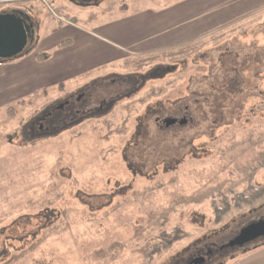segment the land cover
<instances>
[{
  "label": "rangeland",
  "instance_id": "rangeland-1",
  "mask_svg": "<svg viewBox=\"0 0 264 264\" xmlns=\"http://www.w3.org/2000/svg\"><path fill=\"white\" fill-rule=\"evenodd\" d=\"M181 1L2 7L27 12L36 49L63 35L59 15L93 29ZM96 62L62 91H20L24 66L0 77V264H264V237L227 247L264 219V8L188 45Z\"/></svg>",
  "mask_w": 264,
  "mask_h": 264
},
{
  "label": "crops",
  "instance_id": "crops-1",
  "mask_svg": "<svg viewBox=\"0 0 264 264\" xmlns=\"http://www.w3.org/2000/svg\"><path fill=\"white\" fill-rule=\"evenodd\" d=\"M32 1L0 0V15L9 13L2 7L3 5L12 6L13 3L23 4ZM180 3L167 11L168 13L160 14L146 8L140 9L130 19L128 17L121 21L122 23L119 20L116 25L106 24L93 29L82 28L73 18L56 16L61 24L58 31H63V35L57 40H48L49 37L41 42L37 40V48L34 49L36 47L34 45V51L20 57L13 65H0V77L11 74L17 76L19 71L15 72V68L24 66V69H28L32 75L28 73V80L23 85H18L20 91L25 88L39 91L47 86H55L62 91L63 82L68 84L74 82L77 76L84 73L85 66L95 68L100 65L96 62L100 55L104 57L107 54V57L112 59L130 55L140 57L175 49L264 8V0H182ZM107 4L106 1L100 3L97 9L104 11ZM119 7L126 9L124 4H120ZM12 10L27 16L25 11ZM146 13L148 15H145ZM203 19L208 20L204 22ZM53 31L55 32L56 29ZM46 47H56L59 50L55 57L50 56L43 62L37 61L36 57L42 55L41 50ZM73 47L75 49L72 50ZM94 62L96 65H90ZM17 77L19 78V75Z\"/></svg>",
  "mask_w": 264,
  "mask_h": 264
},
{
  "label": "water",
  "instance_id": "water-1",
  "mask_svg": "<svg viewBox=\"0 0 264 264\" xmlns=\"http://www.w3.org/2000/svg\"><path fill=\"white\" fill-rule=\"evenodd\" d=\"M28 39L29 24L21 14L13 11L0 15V62L22 57L29 46ZM63 105L58 108L61 109ZM261 237H264V219L242 227L227 247H242ZM204 261L205 257L197 256L189 264H202Z\"/></svg>",
  "mask_w": 264,
  "mask_h": 264
},
{
  "label": "flooded vegetation",
  "instance_id": "flooded-vegetation-1",
  "mask_svg": "<svg viewBox=\"0 0 264 264\" xmlns=\"http://www.w3.org/2000/svg\"><path fill=\"white\" fill-rule=\"evenodd\" d=\"M67 1H68V3H72V4H74L77 7H92V8H94V7H98V5L100 3H104L107 0H67ZM19 14H20V12H19ZM23 18H25L28 21V24H29V39H28L29 46L26 49V52L23 53V56H25L26 54L30 53V50H34L33 48H34V43L36 41V36H35L34 29H33V24L31 23L29 17L24 15ZM66 102H68V100H65V102H64L65 105H66ZM67 104H69V102ZM218 251L220 252V250H218ZM213 253L214 252L209 251V255H212ZM191 259H193V258H191ZM189 262L190 261H188L187 264H189ZM205 263H206V261L203 264H205Z\"/></svg>",
  "mask_w": 264,
  "mask_h": 264
},
{
  "label": "trees",
  "instance_id": "trees-1",
  "mask_svg": "<svg viewBox=\"0 0 264 264\" xmlns=\"http://www.w3.org/2000/svg\"><path fill=\"white\" fill-rule=\"evenodd\" d=\"M65 45H68V44H65ZM61 46H63V45H61ZM32 51H33V50H30V53H31ZM36 58H37V61H41V62L47 60L46 57L43 56V55H38ZM90 95H91V94H90ZM257 220H259V219H257ZM178 261H179V259H178Z\"/></svg>",
  "mask_w": 264,
  "mask_h": 264
}]
</instances>
